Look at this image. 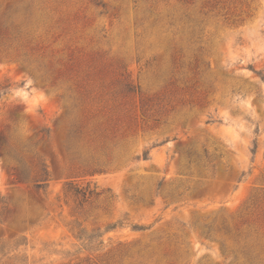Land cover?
I'll list each match as a JSON object with an SVG mask.
<instances>
[{
  "label": "rangeland",
  "instance_id": "374dc122",
  "mask_svg": "<svg viewBox=\"0 0 264 264\" xmlns=\"http://www.w3.org/2000/svg\"><path fill=\"white\" fill-rule=\"evenodd\" d=\"M262 76L264 0H0V264H264Z\"/></svg>",
  "mask_w": 264,
  "mask_h": 264
},
{
  "label": "trees",
  "instance_id": "16d2710c",
  "mask_svg": "<svg viewBox=\"0 0 264 264\" xmlns=\"http://www.w3.org/2000/svg\"><path fill=\"white\" fill-rule=\"evenodd\" d=\"M262 80L264 81V76H262ZM0 98H1V94H0ZM145 160L149 159V155L148 153L145 154L144 156ZM86 172V171H85ZM88 173H91L92 175H94L95 173H100L103 172L101 169H89L87 170ZM45 174L47 176H49V171L47 168H45ZM67 193L70 194L72 197H74V199L79 202V205H83L84 203H87L94 195L96 196H100V194H97L94 190H91L90 185L88 184L87 186L83 187L77 183H70L68 184L67 187ZM115 226H110L109 229H114ZM137 230H142V228H138V227H134ZM99 235L98 234H93L88 236L87 233H85L84 231H80L77 235V238L79 240H87L90 243L92 242L93 239L98 238Z\"/></svg>",
  "mask_w": 264,
  "mask_h": 264
}]
</instances>
